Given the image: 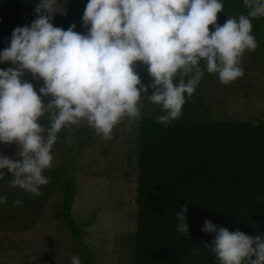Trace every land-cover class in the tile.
Returning <instances> with one entry per match:
<instances>
[{"label": "clouds", "instance_id": "1", "mask_svg": "<svg viewBox=\"0 0 264 264\" xmlns=\"http://www.w3.org/2000/svg\"><path fill=\"white\" fill-rule=\"evenodd\" d=\"M61 2L35 0L36 18L15 27L8 46L0 49V64L8 65L0 68V144L18 145L20 157L0 153V178L7 169L10 186L33 195L48 183L43 173L52 165L51 150L62 129L84 122L111 139L122 118L139 116L142 96L159 106L158 122L169 123L205 72L222 84L243 74L242 55L257 47L252 19L264 17V0H242L247 12L228 16L223 24L217 14L224 0H87L82 15L87 31L80 33L75 24L67 29L53 24L55 14H67ZM137 62L147 66L152 78L147 86ZM26 72L43 81L39 94ZM148 88L151 94L142 95ZM4 201L0 195V204ZM186 213L187 208L175 212V229L188 235ZM202 231L215 233L204 247L218 264H264L260 235L229 231L207 219ZM70 264H81L80 258L74 255Z\"/></svg>", "mask_w": 264, "mask_h": 264}, {"label": "trees", "instance_id": "2", "mask_svg": "<svg viewBox=\"0 0 264 264\" xmlns=\"http://www.w3.org/2000/svg\"><path fill=\"white\" fill-rule=\"evenodd\" d=\"M34 2L0 0V49L8 46L15 27L28 25L36 18ZM86 3L62 0L60 7L67 14L59 16L56 25L67 29L75 24L77 32L85 33L82 15ZM246 12L242 0H224L217 23ZM252 25L255 38L264 39V17L253 18ZM7 67L0 64V68ZM136 72L145 86L151 83L146 65L137 62ZM152 91L148 88L144 95ZM193 97L185 113L167 124L158 122L159 111L143 114L138 120L137 230L131 264H218L214 253L204 247L215 238V233L202 231L205 219L229 231L264 238V199H256L258 195L264 197V121L213 119L202 114V98ZM41 122L46 125V120ZM85 127L73 125L62 136L82 141ZM43 174L48 183L41 186L40 195L21 189L8 203L20 208L25 218L18 230L27 231L59 187L63 195L54 218L64 223L75 246L86 253L81 245L82 231L93 217L80 225L72 217L76 195L73 174L65 166L49 167ZM15 200L21 204H14ZM182 208H187L188 235L175 229V212ZM194 249H198L196 254Z\"/></svg>", "mask_w": 264, "mask_h": 264}, {"label": "rangeland", "instance_id": "3", "mask_svg": "<svg viewBox=\"0 0 264 264\" xmlns=\"http://www.w3.org/2000/svg\"><path fill=\"white\" fill-rule=\"evenodd\" d=\"M59 16L62 17L55 14L52 21L55 26ZM256 41V49L245 51L241 57L243 74L240 77L222 84L216 74L205 72L193 94L186 97L179 117L196 96L202 98V114L213 119L264 121V39L258 37ZM25 79L33 83L39 94L43 81L33 79L28 72ZM42 99L48 102L51 97ZM140 104L139 116L122 118L114 127L111 139L96 135L82 122L77 125L86 126L82 141L65 139L62 133L69 131L64 129L66 131L57 134L51 150L54 157L51 167L65 166L74 176L73 219L80 225L93 217L81 237V245L90 257L75 246L64 223L54 218L63 195L59 187L27 231L18 230L25 218L20 208L8 203L22 188L10 186L11 176L4 169L0 186V195L5 197L0 204V264H70L74 255L80 258L81 264H131L137 230V124L143 114L161 113L159 106L143 96ZM17 150L18 145L14 143L0 144V153L13 159H20L16 156Z\"/></svg>", "mask_w": 264, "mask_h": 264}]
</instances>
